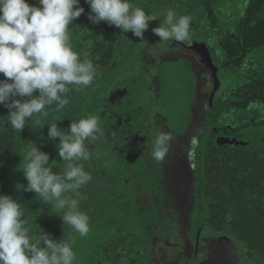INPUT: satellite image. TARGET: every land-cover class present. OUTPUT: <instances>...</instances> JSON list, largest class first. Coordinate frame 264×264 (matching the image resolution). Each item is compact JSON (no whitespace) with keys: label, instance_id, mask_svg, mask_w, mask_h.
<instances>
[{"label":"clouds","instance_id":"clouds-1","mask_svg":"<svg viewBox=\"0 0 264 264\" xmlns=\"http://www.w3.org/2000/svg\"><path fill=\"white\" fill-rule=\"evenodd\" d=\"M84 2L90 6L88 20L92 24L106 22L124 34L131 32L137 39L135 43L130 44H136L137 47L140 42L138 38L144 42V34L151 22L157 21L156 16L146 13L142 7L133 4L132 0H84ZM84 12L80 0H38V6L30 5L27 0H0V74L5 77L0 80V105L9 110L7 122L12 129L23 131L26 125L39 127L41 117L47 118L51 111L59 112L69 105L70 92L88 89L96 80L98 76L96 64L88 58V53L82 58L73 50L71 44L70 33L73 27L70 26L74 25V21ZM159 21V26L151 29L153 34L160 38L157 44L170 41L190 44V37H196L190 33L192 21L190 15H178L175 9L168 8L164 19ZM193 40L201 43L199 38ZM182 48L180 56L185 53L184 46ZM211 55L214 58L213 53ZM118 79L119 82L126 80L120 76ZM52 105H55L54 109ZM108 125L111 130V124L108 122L104 131L100 117L95 114L71 121L68 129L59 127V123H50L47 138L51 141L59 140L56 148L58 156L64 161L65 170L54 171L53 165L56 162L50 163V155L37 146L30 148L18 168V171L23 172L27 184L17 182L15 190L35 193L36 198L44 205H51L52 215H56V210H61L63 214L59 217L63 224L71 226L80 237L89 234L90 217L80 210V200L83 197L79 190L93 177L91 172L85 170L84 164L79 162L91 159L89 145L95 142L99 135L105 132L108 139L110 132ZM217 131L218 128L210 127L208 118L207 133L212 132L216 135ZM219 138L210 144H218ZM173 139L170 132H156L151 149L152 158L157 161L163 160L169 153ZM108 143L111 145L109 140ZM202 149L203 142H200L194 160L195 174L189 169L194 187L191 186L188 175L184 178L177 175L170 182V190L180 198L188 196L192 199L188 203L189 213L182 212L181 215L188 217L189 230L194 231L195 228L202 227L209 235L217 236L218 233L210 232L201 223V217H193L197 182L199 184L196 162ZM95 150L96 148L92 152ZM110 154L104 163L98 164L100 168L96 173L100 177L109 175L112 169L118 168L119 164L115 161L114 155L124 169L126 168L125 155L121 154L123 156L118 157L113 144L110 147ZM120 176L121 174L117 176L118 180ZM117 178L114 180L109 178L107 184L117 181ZM124 182L125 180L123 185ZM83 191L86 192V187ZM168 196L171 197V194L168 193ZM131 199L135 205L134 198ZM170 206L173 209L175 207V205L168 207ZM134 207L135 215L132 219L151 242L142 225L144 220L141 219V211ZM23 209L24 205L19 199L0 194V264H75L77 256L73 248L76 237L55 240L44 231L37 236L31 235ZM170 217L172 218L169 230L171 232L173 230L174 241L181 245L188 238L180 231L179 212ZM122 231L127 232V228H123ZM118 233L114 232L115 235ZM218 237L230 239L226 241L239 249L240 245L233 237L228 235ZM112 255L105 253L107 258H111Z\"/></svg>","mask_w":264,"mask_h":264},{"label":"trees","instance_id":"trees-1","mask_svg":"<svg viewBox=\"0 0 264 264\" xmlns=\"http://www.w3.org/2000/svg\"><path fill=\"white\" fill-rule=\"evenodd\" d=\"M222 1L224 0H132L133 4L157 17V21L151 22L150 25L163 20L168 8L174 7L178 15H190L193 19L190 33L194 36L203 35L199 39H205L204 41L210 45L220 71L222 69L230 71L236 67L246 68L239 85L229 91V102L216 101L209 110L210 127L220 125V114L228 115L233 109H248L253 105L264 106V67L262 64L256 67L254 59L257 54L264 53V0H250L245 13L235 22L220 20L219 4H222ZM27 2L38 6V0ZM80 3L85 12L74 21V25L70 26L73 27L70 33L71 44L73 50L82 58L88 53V58L96 64L98 68V76L94 81L96 83L105 80L110 72H115L117 50L127 43H135L137 37L131 32L124 34L106 22L92 24L88 20L90 6L84 0H80ZM158 8L165 9V13L156 15ZM212 41L214 44H211ZM259 61H263L262 56L259 57ZM3 79L5 77L0 74V80ZM79 92H70L69 100ZM51 107L54 109L55 105ZM8 114L9 110L0 105V118H4L0 120V194L3 195L5 192H16L14 186L17 182L27 184L25 180L14 181L12 172L15 167L21 165L22 158L31 147L37 146L41 151L48 153L50 163L55 161L57 164L53 165V170L63 172L65 164L58 156L56 148L59 140H48V125L59 123V127L68 129L71 121L81 119L79 116H85L83 109L74 111L69 103L61 111H51L47 118L41 117L39 127L26 125L23 131H17L8 124ZM98 115L105 131L100 110ZM245 117L251 116L248 114ZM255 117L248 123L244 122L246 127L235 124L231 127L234 131H229L230 135L239 129L254 134L253 139L245 147L236 144L211 145V141H205L207 136L201 141L203 149L199 151L197 157L199 184L197 182L193 217H201V223L210 232L218 233L217 236L233 237L241 246L239 254H244L246 259L248 257L255 263L264 264V119L261 111L260 117L258 115ZM218 131L228 132L225 122L218 126ZM105 138L108 141L107 137ZM100 139L104 140V136L99 135L97 140L89 145L91 153ZM256 139L259 145L254 144ZM96 160L97 158L92 156L90 160L79 163L84 164L85 170L90 172L88 166L92 165L93 170L97 166ZM92 177L85 186L86 192L81 193L80 190L84 204L92 198L89 197V189L96 187L97 174H92ZM15 198L24 205V217H32L33 225L42 228L45 217L34 215L35 209L29 205V192ZM131 210H135V207L132 206ZM50 211L51 205H45L43 214L48 216ZM108 253L116 255L119 251ZM108 259L112 257L107 259L99 257L98 264H111Z\"/></svg>","mask_w":264,"mask_h":264},{"label":"rangeland","instance_id":"rangeland-1","mask_svg":"<svg viewBox=\"0 0 264 264\" xmlns=\"http://www.w3.org/2000/svg\"><path fill=\"white\" fill-rule=\"evenodd\" d=\"M249 2L250 0L222 1V4H219L220 20L235 22L240 15L245 13ZM160 13L164 14L165 9L158 8L155 14L158 15ZM159 24L160 22H156L149 26V29L144 34V44L149 40V36L157 37L153 34L151 29L158 27ZM195 36L197 38L190 37V39H198L203 35L196 34ZM138 40L141 41L139 38ZM199 40L200 42L205 43L211 52V47L206 41H204L205 39ZM211 44H214V41H212ZM261 56L263 57L262 62L259 61V57ZM115 59V72H110L106 81L104 79L98 81L92 84L90 88L84 89V91L76 93L70 98V106L74 111L77 110L78 112L83 109L85 116L88 115V112L89 114L99 116L98 111L100 110V113L102 111L101 108L103 100L107 97L109 91L119 83V76L121 78L124 77L125 79L131 77L132 75L139 76V69L142 63L143 65L152 68L157 77L156 85L154 84V75H147L146 78L141 77L136 84L138 94L144 92L146 88L150 89L149 95H147V100L145 101V107L142 109L150 113L151 111H154L155 116H162V120L164 122L167 121L176 131L179 130L181 132V127L184 124H188L187 127H189L190 120L193 116L196 79L192 67H190V65L185 61L189 60L188 58L184 60L180 58L179 61L174 59H157L150 63H143V59L140 57L137 45L127 43L123 45L121 49L117 50ZM254 59L256 67L260 64L264 67V53L257 54ZM213 62L217 65L215 58H213ZM245 71L246 68L240 69V67H236L230 71H226L224 69L219 71L222 89L219 93H217L215 97L216 101H220L221 103L229 102V91L239 85ZM135 98H138V95H135ZM149 105H152L151 108L147 107ZM248 109L250 112L247 111ZM248 109H233L228 115L220 114L221 119L219 122L220 125L218 126H222V123L225 122V125L229 129L228 132L224 131L219 133L220 136H223L222 138L231 139L232 137H237L239 139V144H248L253 139L254 134L250 131L239 129L238 131H235L236 133L234 134L230 135L229 133V131H234L231 130V127L235 124L238 126L240 124L243 125V127H246L247 125L245 123H248L252 117H255L256 115L260 117V111L264 119L263 106L253 105ZM248 114H250V118L245 117ZM85 116L79 117L86 118ZM131 116L134 121L140 123V119L142 118L140 108L132 110ZM113 123L114 118L111 117L110 124ZM107 124L108 121L103 119V126L106 127ZM150 124L157 125L156 120ZM218 126H215L214 128H218ZM185 134H189L188 128L186 129ZM103 136L105 141L100 139L97 143L95 152L92 153V156L97 158V166L93 170L91 169L92 165L88 166L93 175L97 174L96 172L100 168L98 160L101 159L99 164H102L106 161V157L110 154V147L112 144L110 145L106 140L105 132ZM245 136L248 137L246 138ZM216 138V135L207 133L205 141H215ZM119 139V137H116V140ZM147 139L151 141L149 136H147ZM254 144L259 145V141L256 139ZM250 147L251 145H249V148ZM112 151H114V149ZM125 158L127 164H132L131 158L127 156H125ZM19 166L20 165L15 167L12 172L13 180L26 181L23 176V172L18 171ZM147 171L148 170L146 169L144 163L137 162L133 165V168L129 170L124 171V167L119 164L118 168L112 169L109 175L100 177L97 174V179L95 181L96 187H91L88 191L89 197L91 198L92 196L91 200L85 204L83 203V200H80L79 205L80 210L87 213L90 217V232L86 237H80L74 232L71 226L63 224L62 219L59 217L63 214L61 210L59 212H55L57 216L52 215L51 211L48 216L44 215L43 209L45 208V205L41 200L36 198L35 193L29 192V205L31 208L35 209L34 215L38 217H45L43 222L44 225L43 227L41 226L42 228L33 225L32 217H24L28 221L30 234L37 236L42 234L44 231L45 233L51 235L55 240H60L61 238L63 240H68L69 237L75 236L76 243L73 248L77 256L75 264H98L99 257H104L105 253L110 251L115 252L116 250L119 251L121 264H147L149 256L153 259L152 244L149 240H147L145 232L138 228L135 220L132 219L135 213L134 210H131V207L136 205L133 204L131 196L128 194L126 187L123 185V180L125 178H132V180L134 179V182H140V187L144 190L146 196L151 200H155L157 207L162 208V217H170L177 214L173 207L166 206L164 203L165 193L161 189V184L154 182L155 176L149 174ZM120 174L121 176L119 177V180L114 181L109 185L107 184L109 178L114 180ZM84 188L85 186L80 189L81 193ZM150 190H153V192L150 193ZM5 193L4 195H9L13 198L19 196L20 194L24 195V192L22 191ZM144 207L148 209V206ZM157 207L152 212H157ZM123 228H127V232H123ZM117 231L119 233L115 235L114 232ZM239 249L241 251L240 246ZM171 250L172 249L170 248L164 249V254L168 256ZM198 250H203L202 239L196 233L190 234L188 239L180 245V248L177 249L183 259H185L186 256L195 255ZM161 261L162 260L157 263L152 262V264H159ZM239 264L258 263H255L251 258L249 259L247 257L246 259L244 254H240Z\"/></svg>","mask_w":264,"mask_h":264},{"label":"water","instance_id":"water-1","mask_svg":"<svg viewBox=\"0 0 264 264\" xmlns=\"http://www.w3.org/2000/svg\"><path fill=\"white\" fill-rule=\"evenodd\" d=\"M159 40V37L149 36V40L146 41L145 44L141 41V43L139 42L140 44L138 43V50L140 52V57L143 59V63H150L157 59H177L179 61L178 47L180 46V42L170 41L164 44H157ZM182 46H184L185 50H188L186 54L195 55L208 72V79L212 85L209 107L212 108L214 106L213 100H215L214 98L216 94L219 93L222 89V83L219 76L220 69L213 62L211 52L205 43H194V41L191 39L190 44L183 43ZM181 59L183 60L185 59V57ZM147 75H154V84L156 85L157 77L154 74L153 69L149 68L146 65H143L142 63L139 69V76L132 75L126 80L116 84V86L110 90L108 96L103 100L101 117L109 123L111 117L114 118V123L111 124L112 128H117L119 132L125 125L127 126V123L132 127L133 125L140 124L142 120L148 119L147 128L151 132H148V135L152 137L150 138L151 141H149L150 145L148 147L149 156L145 159V162L146 169L148 170L147 172L155 176L154 182H157L158 184L161 183L163 167L166 163H168L167 156L171 151L176 150L180 146L178 144V138H182L183 140L188 138L189 142H187L190 149V154L187 157H183L181 159L180 165L186 164V167L192 170L193 174H195L194 160L196 157L197 149L200 146V142L207 134L208 121L203 124L201 131L198 132V127L194 124L195 116L193 114L192 119L190 120L189 127H187L188 124H184L181 127L182 131L180 132L179 130L176 131L172 126H170L167 121L164 122L162 120V116H155L154 111H151L150 113L142 109L145 107V101L147 100V95H149L150 89L146 88L144 92L138 94L136 84L141 79V77L146 78ZM135 95H138V98H135ZM138 108H140V112L142 115L140 123L134 121L131 116V111ZM155 120L157 125H151L150 123ZM187 128L189 134H185ZM158 131L170 132L174 137L169 153L161 161H157L151 156L152 142L155 139V133ZM119 132L116 134L119 135ZM144 132H146V129L144 130ZM198 134H200L199 137ZM217 142L219 145L228 144L230 146L235 144L238 146H244L246 144H239L236 138L224 139L222 137H220ZM150 159L153 162L152 165L148 163ZM134 164L135 163H133V165ZM129 169L130 168L127 164L124 171ZM177 175L178 172L175 177ZM124 180V185L127 192L131 195V197L134 198L137 210L140 209L141 211V217H147V219L142 222V225L147 233L148 238L151 240L153 248L152 255L155 257L159 256V259L162 260L159 264H239L240 252L238 247L236 245L233 246L232 244L228 243L227 241H230V239L228 238L211 236L207 237V239L204 240L206 242H204L205 244H202L203 250H198L195 255L186 256V258L183 259L181 257V254L177 251V249L180 248L179 243H176L174 240H172V237H175L173 230L171 233L168 232L167 227H164V225H162L160 221H156L158 217H162V208L157 207V205L155 204V200H151L146 196L144 190L140 187V182H134V179L132 180V178H125ZM170 182L168 181V179L166 180L167 184H170ZM152 192L153 190H150V193ZM144 206H148V209H146ZM156 207L158 211L152 212ZM168 247H171L172 250L170 254L166 256L164 254V249ZM148 258L149 261L147 262V264H152L153 259H151L150 256Z\"/></svg>","mask_w":264,"mask_h":264},{"label":"flooded vegetation","instance_id":"flooded-vegetation-1","mask_svg":"<svg viewBox=\"0 0 264 264\" xmlns=\"http://www.w3.org/2000/svg\"><path fill=\"white\" fill-rule=\"evenodd\" d=\"M194 41V40H193ZM183 43H180L179 48V58L185 57V60L190 67L193 69V73L195 75L196 79V91H195V99L193 103V114L195 116L194 124L198 127V132L201 131L203 124L208 121V110L211 109L209 107V99L211 97V91H212V85L208 79V72L204 68V66L200 63V61L196 58L195 55L186 54L188 50L184 49V54L180 56V53L183 52L182 48ZM182 51V52H181ZM177 60V59H174ZM184 60V59H183ZM217 95V94H216ZM216 97V96H215ZM214 102H216V98H214ZM152 105H149L147 107L151 108ZM207 116V117H206ZM148 119L142 120L140 124L133 125L132 127L127 123V126L125 125L119 132L117 128H112V125L110 126L111 130L108 129L110 132H108V140L111 144L116 148V151L118 152L117 156L122 157L125 154V156L130 157L132 160V164H128L129 168L131 169L133 167V163L142 162L146 166L145 159L149 156V140L147 139V136L150 138L152 136L148 135V132H150L147 128ZM126 127V128H125ZM146 129V132L144 130ZM208 130V129H207ZM119 132V135L116 133ZM151 133V132H150ZM217 138L223 137L220 136L219 132L216 133ZM200 134H198V137ZM116 137H119V140H116ZM237 138V137H232ZM178 144L180 145L176 150H173L169 153L167 156V162L163 167L162 172V180H161V186L162 191L165 193L164 203L166 206L169 205H175L174 210L176 212H179L180 217H178L180 220V231L184 234V236L188 238L190 234H198L200 238L202 239V244H205L204 240L207 239V237H218L215 235H209L206 230H204L202 227L195 228L194 231H191L188 229L189 226V220L188 217H181L182 212L184 214L189 213V206L188 203L192 201V199L188 196L185 198H180L176 195H174L170 190V184L166 183V180L170 182L174 179L175 175L178 172V177L184 178L186 175L189 177V181L191 183V186L194 187L193 183V177H191V173L189 169L186 167V164H181L180 161L183 157H187L190 154V149L188 147L189 139H182L178 138ZM238 139V138H237ZM188 141V142H187ZM115 161L120 164V161L116 159V156L114 155ZM124 161V159H123ZM149 164H153L152 160L150 159ZM168 193L171 194V197L168 196ZM135 202V200H134ZM186 207V208H185ZM158 211V210H157ZM170 218L172 217H158L156 221H160L164 227L168 228V232L171 233L169 228L171 227ZM144 221L147 219V217H141ZM150 229V228H149ZM186 234V235H185ZM175 237H172V240H174ZM151 243V242H150ZM152 246V245H151ZM172 249L171 247H168ZM105 257V256H104ZM153 262L157 263L160 259L159 256H153ZM107 259V257H105ZM111 264H121L119 256L113 254L112 259H108Z\"/></svg>","mask_w":264,"mask_h":264}]
</instances>
